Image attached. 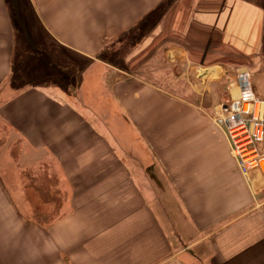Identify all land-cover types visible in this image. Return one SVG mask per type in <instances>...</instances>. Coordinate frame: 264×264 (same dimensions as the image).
<instances>
[{"label":"crops","instance_id":"0c3cea01","mask_svg":"<svg viewBox=\"0 0 264 264\" xmlns=\"http://www.w3.org/2000/svg\"><path fill=\"white\" fill-rule=\"evenodd\" d=\"M257 66L264 0H0V264H264L198 91Z\"/></svg>","mask_w":264,"mask_h":264},{"label":"built area","instance_id":"2783aa9c","mask_svg":"<svg viewBox=\"0 0 264 264\" xmlns=\"http://www.w3.org/2000/svg\"><path fill=\"white\" fill-rule=\"evenodd\" d=\"M228 98L215 107L213 118L222 128L236 164L247 183L264 180V97L258 95L248 68L229 80ZM264 182V181H263Z\"/></svg>","mask_w":264,"mask_h":264},{"label":"rangeland","instance_id":"374dc122","mask_svg":"<svg viewBox=\"0 0 264 264\" xmlns=\"http://www.w3.org/2000/svg\"><path fill=\"white\" fill-rule=\"evenodd\" d=\"M236 72H237V70H232L231 72H229V71L225 72L224 71V74L222 75V77H219V74H216L215 76L211 75L209 77L210 81L208 82L209 83L208 89L204 90L203 88L200 87L201 91L198 90L199 94L200 95L202 94L201 95L202 99H204V101H203V105L204 106H208L209 105L211 107V99L210 98H212V97H214L215 101L219 100V102H223V101H225L228 98V90H229V85H230L229 80H230V78L231 79L234 78ZM222 78L224 79V81H222L223 88H224V91H225V92H223V95L225 96L223 98L224 100L220 96L221 92H220V90H218L219 86H217V84L214 83L216 80H221ZM193 84H196V83L194 82ZM252 84H253L255 89L259 88L261 90V92L264 94V66H263L262 70L258 66L255 67L254 75H253V78H252ZM255 91H257V90H255ZM223 95H222V97H223ZM218 105L219 104H217V105H215L213 107V112L211 113V117H213L214 111H215V107L218 106ZM255 179H261L258 182H255V185H253L251 183V181H250V186H251L252 190L254 191V193H255V195L257 197V195H259V194H264V182H263L264 180L260 176L255 177ZM44 195L48 196V193H44Z\"/></svg>","mask_w":264,"mask_h":264},{"label":"bare ground","instance_id":"6f19581e","mask_svg":"<svg viewBox=\"0 0 264 264\" xmlns=\"http://www.w3.org/2000/svg\"><path fill=\"white\" fill-rule=\"evenodd\" d=\"M263 168H264V161H263Z\"/></svg>","mask_w":264,"mask_h":264}]
</instances>
